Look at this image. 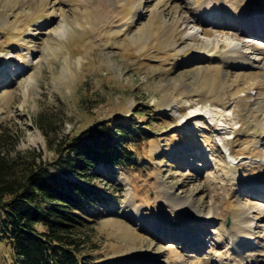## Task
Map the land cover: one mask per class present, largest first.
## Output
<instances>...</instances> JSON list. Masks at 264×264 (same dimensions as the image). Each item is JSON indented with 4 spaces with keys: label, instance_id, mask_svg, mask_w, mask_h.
I'll use <instances>...</instances> for the list:
<instances>
[{
    "label": "rangeland",
    "instance_id": "rangeland-1",
    "mask_svg": "<svg viewBox=\"0 0 264 264\" xmlns=\"http://www.w3.org/2000/svg\"><path fill=\"white\" fill-rule=\"evenodd\" d=\"M255 3L264 7L0 0V129L18 138L14 150H34L62 172L66 154L56 140L101 121L122 125L118 141L130 161L99 163L92 172L100 178H89L102 196L87 202L94 249L86 264H178L180 256L185 264H231L227 232L240 230L243 210L256 232L250 244L264 252V68L225 56L231 40L264 60V24L257 34L245 30ZM205 7L218 15L204 22ZM224 17L235 21L216 27ZM212 212V223L197 222ZM168 216L185 219L188 242L150 228ZM9 254L0 242V264Z\"/></svg>",
    "mask_w": 264,
    "mask_h": 264
},
{
    "label": "trees",
    "instance_id": "trees-1",
    "mask_svg": "<svg viewBox=\"0 0 264 264\" xmlns=\"http://www.w3.org/2000/svg\"><path fill=\"white\" fill-rule=\"evenodd\" d=\"M118 126L101 121L56 140L54 148L66 154L62 172L34 150L15 151L18 138L9 128L0 129V242L10 250L9 264H86L94 249L87 202L97 205L95 199L102 196L89 185V178H100L92 170L99 163L130 161L120 150Z\"/></svg>",
    "mask_w": 264,
    "mask_h": 264
},
{
    "label": "bare ground",
    "instance_id": "bare-ground-1",
    "mask_svg": "<svg viewBox=\"0 0 264 264\" xmlns=\"http://www.w3.org/2000/svg\"><path fill=\"white\" fill-rule=\"evenodd\" d=\"M213 7V6H212ZM254 10V12H252ZM264 7L261 5L259 6L258 3H255L254 6L252 7L251 15L253 17V22L250 23L248 27H245V30L251 28V33L256 31L255 33L260 32V25L264 24V21L262 20H257V13H259L261 18H264L263 14ZM204 12H207L205 15V20L204 22H207V20L211 19L212 16H217L218 12L214 8H207L205 7ZM219 18V17H217ZM232 18V17H231ZM233 19V18H232ZM235 21V20H234ZM233 20H227V18L223 19H216L215 20V26H230L234 22ZM246 24L245 22H240V26L244 27ZM260 26V27H259ZM198 27V26H197ZM259 29V30H258ZM253 30V31H252ZM253 32V33H254ZM62 32L60 31L59 33H53V38L51 39H56V36L58 34H61ZM198 33L197 29H193L189 32L190 35H196ZM51 43V42H50ZM204 43V42H202ZM229 50L227 51L226 59L229 61L231 64H241V65H251L253 67H263L264 68V60L260 61V59H253L252 57L248 56V53L246 52L242 46V43H237L234 41H229L227 40L226 42ZM264 52V51H263ZM258 67V68H259ZM247 97H250V94H247ZM252 190H261V188L257 185H254ZM201 215L200 213H197V216ZM211 217H205V218H199L197 219V222L200 225H205L212 223L214 221V213L210 215ZM178 222H176L175 218L173 217H162L161 219H157V222L155 224H150V228L160 236H164L165 233H167L170 236H175L181 238L183 242H188L189 237L186 236V234L183 232L182 226L185 225L187 228L189 227L186 224L185 219L182 216H179ZM241 228L239 231H233L230 230L227 232V240L230 244L231 247V255H230V261L231 264H264V252L260 250L254 249L251 244L250 240L251 238L255 235L256 232L253 231V220L247 215V211L243 210V217L241 218ZM190 228V227H189ZM190 234H192V229L190 228ZM181 243V242H180ZM217 264H222L221 259L216 260ZM178 264H185L184 259L180 256Z\"/></svg>",
    "mask_w": 264,
    "mask_h": 264
},
{
    "label": "water",
    "instance_id": "water-1",
    "mask_svg": "<svg viewBox=\"0 0 264 264\" xmlns=\"http://www.w3.org/2000/svg\"><path fill=\"white\" fill-rule=\"evenodd\" d=\"M108 167V166H107Z\"/></svg>",
    "mask_w": 264,
    "mask_h": 264
}]
</instances>
